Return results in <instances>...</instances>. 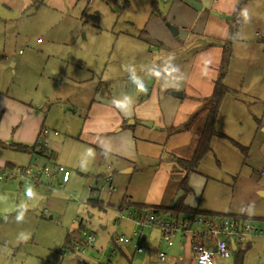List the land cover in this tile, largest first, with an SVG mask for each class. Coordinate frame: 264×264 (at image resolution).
<instances>
[{"label": "rangeland", "instance_id": "obj_1", "mask_svg": "<svg viewBox=\"0 0 264 264\" xmlns=\"http://www.w3.org/2000/svg\"><path fill=\"white\" fill-rule=\"evenodd\" d=\"M153 8L152 0H80L67 16L53 17L50 8L37 7L8 21L9 39L0 36V98L12 101L0 109V167L60 165L71 179L63 187L57 179H44L37 188L20 186V180L0 182V264H94L98 254L84 243V263L71 251L81 225L94 233L96 248L113 236L133 238L134 227L118 224L117 210L130 195L143 203L155 201L161 189L158 161L141 156L129 167L116 157L104 159L83 127L92 100L107 86L118 93L121 83L134 77L135 64L144 66L148 41L140 36ZM241 15L224 81L229 92L215 123L222 136L213 138L211 152L191 175L190 187L193 178L199 188L191 187L190 196L203 211L262 220L264 0H247ZM38 39L44 43L38 45ZM231 140L248 148V157ZM36 144L47 154L41 155ZM108 166L118 189L112 197L101 190ZM144 234V252L120 245L110 264H156L160 232L154 228ZM180 245L175 240L174 257ZM235 258L218 264H234ZM242 263L264 264V240L252 244Z\"/></svg>", "mask_w": 264, "mask_h": 264}, {"label": "crops", "instance_id": "obj_2", "mask_svg": "<svg viewBox=\"0 0 264 264\" xmlns=\"http://www.w3.org/2000/svg\"><path fill=\"white\" fill-rule=\"evenodd\" d=\"M79 1L44 0L42 4L36 5L35 0H0V36L9 39L8 21L16 17L20 19L30 8H50V15L53 17L67 16L78 7ZM196 1L203 4L202 10L193 9L186 0H161L162 3L152 0L153 4L156 3L161 17L174 26L179 35L174 37L162 18L150 14L148 22L143 27V35L140 36L148 41V44H143L146 49L142 54L145 55L144 66L140 61L135 64L137 67L133 69L134 77L122 82L123 88L119 89L118 93L114 85L113 88L107 86L106 93L101 94V98L92 100L87 112L88 116L83 128L90 136L92 144L103 154L104 159L108 156L116 157L122 159L125 166L129 167L136 164L141 156L158 161L157 178L160 180L161 189L152 197L155 201L151 202L149 199L143 203L132 195L126 196L133 205L173 204V198L179 192V182L183 178L174 157L191 160L198 147L199 135L205 127L208 113L205 101L212 96L214 81L223 63L221 62L224 54L223 45L230 33L233 14L240 0ZM211 12L232 16V20L221 19ZM242 21L241 17V26ZM239 32L238 30V34ZM37 43L40 45L44 41L38 39ZM2 58H6L5 53ZM172 92H179L182 94L181 98L173 96ZM0 101L1 109L12 100L0 98ZM118 129L120 130L117 131ZM58 135L57 133L55 136ZM112 170V167L110 169L107 167L106 175L113 174ZM57 182L59 185L63 184L61 178ZM191 182L192 188H199L195 187L193 178ZM20 186L24 185L20 184ZM184 203L192 208L201 209L198 199L195 200L190 195L185 198ZM124 222L134 227L133 223ZM73 234L75 231L72 237L75 236ZM143 235L145 246L148 236L144 233ZM178 240L181 244L178 257L173 256L174 252L170 248L169 260L166 264L172 259L173 264H192L191 250L188 245L185 246L183 239ZM258 240L261 239L254 240L249 248ZM111 241L103 247L92 246L91 250L96 254L99 249L110 252ZM123 245L133 247L132 244ZM181 249L184 250L182 260L179 259ZM119 250L120 247L117 251ZM160 251H167L161 238L158 252ZM135 253L139 254L137 251ZM157 254L156 264H161L157 261ZM94 260L95 257L93 262ZM78 261L85 262L82 257H78Z\"/></svg>", "mask_w": 264, "mask_h": 264}, {"label": "built area", "instance_id": "obj_3", "mask_svg": "<svg viewBox=\"0 0 264 264\" xmlns=\"http://www.w3.org/2000/svg\"><path fill=\"white\" fill-rule=\"evenodd\" d=\"M45 134L48 131H44ZM57 136V133H55ZM111 167L108 166V169ZM63 184L68 183L70 174L64 167H49L36 168L28 165L21 169H11L9 167L0 168V181L13 182L20 180V184L24 186H32L37 188L42 185V181L59 179ZM104 186L101 188L104 192L107 191L108 196L114 195L118 189L114 185L113 174H107L103 179ZM94 195L98 191L91 189ZM129 198L122 200L121 206L117 210V222L122 223L129 221L134 224L132 231L133 238L128 237H113L111 241V251L99 249L98 258L95 264H110L113 255H115L123 244H132L137 253L144 252L142 238L145 230L157 229L160 232L161 240L166 245L167 251H160L157 254V261L161 264H166L169 260L168 251L174 246L177 239H183L185 246L188 245L192 254V264H218V260L224 261L232 259L239 250H245L247 245H250L254 240L264 239V219L251 220L236 216L222 215H184L180 217H171L166 215H158L144 211H136L131 207ZM81 237L84 239V246L92 247L95 243L94 234L82 230ZM134 238L138 240L134 242ZM83 246V247H84ZM77 246L74 252L78 257L83 256L86 252ZM183 256L179 259L182 260Z\"/></svg>", "mask_w": 264, "mask_h": 264}, {"label": "trees", "instance_id": "obj_4", "mask_svg": "<svg viewBox=\"0 0 264 264\" xmlns=\"http://www.w3.org/2000/svg\"><path fill=\"white\" fill-rule=\"evenodd\" d=\"M36 5L42 4L44 0H35ZM246 0H240V2L237 4V7L234 11V18L232 21V26L230 29V33L227 36L225 43L223 45L224 47V54L222 58V66L219 69V73L217 76V79L214 81V89L212 91V96L205 101V106H207V117L205 121V127L203 129V132L199 135V143L198 147L194 153V157L191 160L187 159H180V158H175L174 160L178 164L180 168V172L183 174V178L179 182V191H182L184 193V196L179 199L177 202V205L175 207H171V205L168 206H157V205H145V204H137V205H131L132 208H134L136 211H144V212H149V213H155L158 215H166V216H171V217H180L184 215H200V214H207V215H215L206 211H202L199 208H192L191 206H188L184 203V200L187 196H189L191 193H193V189L190 187L189 182H190V177L192 174L198 173L197 172V167L200 161L205 157V155L209 152H211V145L213 138L222 136L217 130H216V120L219 115L220 111V105L223 101V99L227 96L229 89L228 87L225 86L224 81L225 77L228 72V67H229V59L231 57V51L232 47L231 44L236 40L238 30L241 26V8L243 3ZM154 8L151 13L152 16H156L159 18H162L164 22L167 23V20L164 17H161L160 12L156 6V3L153 4ZM43 132V131H42ZM237 148L240 149V151L243 153V155H246L248 157V148H243L241 145H239L237 142L234 140H231ZM38 147H40V154L45 155L47 154V148L43 145L36 144ZM217 215H222V214H217ZM222 216H229V215H222ZM233 216V215H232ZM236 217H241L244 219H251L254 220L250 217H243V216H236ZM81 229L82 225L78 229V235L81 237ZM81 230V231H80ZM84 230V229H83ZM70 237V234L68 235ZM82 243H84V239L80 238L76 241V245L71 247V251H74L77 246H81ZM250 245H247L245 250H239L234 257L235 261L234 264H243V256L247 253V251L250 249Z\"/></svg>", "mask_w": 264, "mask_h": 264}, {"label": "water", "instance_id": "obj_5", "mask_svg": "<svg viewBox=\"0 0 264 264\" xmlns=\"http://www.w3.org/2000/svg\"><path fill=\"white\" fill-rule=\"evenodd\" d=\"M188 2V4L194 9L197 10H202L203 8V4L199 1L196 0H186ZM214 16H219L221 19H227V20H232V16H222V15H218L216 12H212L211 13ZM166 27L168 28V30L170 31V33L173 34L174 37H177L179 35L177 29L172 26L170 23H166ZM173 96L181 98L182 94H180L179 92H172L171 93ZM124 172H130V170H124ZM184 196V193L182 191H179L178 194L175 196L174 200H173V204L171 205V207H175L177 205V202L179 201V199L181 197ZM184 255V250L181 249L180 251V256Z\"/></svg>", "mask_w": 264, "mask_h": 264}, {"label": "clouds", "instance_id": "obj_6", "mask_svg": "<svg viewBox=\"0 0 264 264\" xmlns=\"http://www.w3.org/2000/svg\"><path fill=\"white\" fill-rule=\"evenodd\" d=\"M244 16H247V10L245 9L244 12L242 13Z\"/></svg>", "mask_w": 264, "mask_h": 264}]
</instances>
